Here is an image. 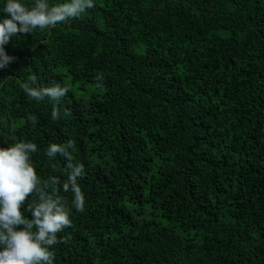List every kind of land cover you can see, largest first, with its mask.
<instances>
[{
	"label": "trees",
	"instance_id": "16d2710c",
	"mask_svg": "<svg viewBox=\"0 0 264 264\" xmlns=\"http://www.w3.org/2000/svg\"><path fill=\"white\" fill-rule=\"evenodd\" d=\"M94 2L10 39L0 69V147L36 142L38 174L61 185L50 143L73 141L85 165L54 264H264V0ZM30 75L69 86L61 119L19 87Z\"/></svg>",
	"mask_w": 264,
	"mask_h": 264
},
{
	"label": "clouds",
	"instance_id": "9594fccd",
	"mask_svg": "<svg viewBox=\"0 0 264 264\" xmlns=\"http://www.w3.org/2000/svg\"><path fill=\"white\" fill-rule=\"evenodd\" d=\"M95 7L94 0H3L0 4V69L15 60L6 52L5 46L18 34H31L57 24L78 18ZM23 92L37 103L52 100L56 107L51 111L53 121L61 119L57 106L60 98L70 92L68 85L55 82L41 86L35 76H28L20 83ZM67 111V110H65ZM36 117H33V122ZM74 142L50 143L44 149L51 169L56 170L57 154L65 156L69 169L67 179L49 174H38L33 162L40 151L32 140L21 139L7 147H0V264H54V245L62 242L58 233L71 225L74 208H85V193L79 179L85 175L83 163H73L70 149ZM72 194L71 207L59 194ZM27 207L22 211L26 199ZM30 213L32 218H28Z\"/></svg>",
	"mask_w": 264,
	"mask_h": 264
},
{
	"label": "rangeland",
	"instance_id": "374dc122",
	"mask_svg": "<svg viewBox=\"0 0 264 264\" xmlns=\"http://www.w3.org/2000/svg\"><path fill=\"white\" fill-rule=\"evenodd\" d=\"M59 73L64 75V80L69 83V86L71 87L74 95L78 98L88 99L91 96H98L100 97L102 91L101 88L94 87V86H84V88H81V84L78 83H70L69 78H66L65 76V70L60 69L58 71Z\"/></svg>",
	"mask_w": 264,
	"mask_h": 264
}]
</instances>
